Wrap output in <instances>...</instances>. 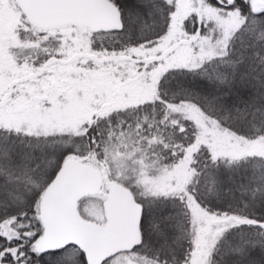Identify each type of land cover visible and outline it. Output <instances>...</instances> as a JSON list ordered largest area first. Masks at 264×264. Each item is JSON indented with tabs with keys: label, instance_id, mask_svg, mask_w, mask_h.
I'll return each instance as SVG.
<instances>
[{
	"label": "snow or ice",
	"instance_id": "1",
	"mask_svg": "<svg viewBox=\"0 0 264 264\" xmlns=\"http://www.w3.org/2000/svg\"><path fill=\"white\" fill-rule=\"evenodd\" d=\"M0 264H264V0H0Z\"/></svg>",
	"mask_w": 264,
	"mask_h": 264
}]
</instances>
